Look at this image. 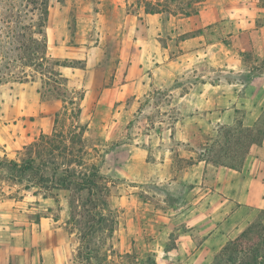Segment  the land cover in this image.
Here are the masks:
<instances>
[{
	"label": "rangeland",
	"instance_id": "obj_1",
	"mask_svg": "<svg viewBox=\"0 0 264 264\" xmlns=\"http://www.w3.org/2000/svg\"><path fill=\"white\" fill-rule=\"evenodd\" d=\"M185 17L181 13H163L157 23L159 44L169 49L174 71L169 86L164 90L155 86L141 97L139 108L130 122L110 142L103 136L101 125L103 118L113 115L114 108L118 105L113 108L104 100L106 98L99 102L96 94L92 100L87 101L89 89L86 85L91 67L85 63L88 58L94 60V68L98 70L94 76L96 83L101 82L104 75L111 77L120 61L127 65L138 47L142 48V44L151 39L150 25L145 21L144 5L139 4V0H50L44 30L50 57L42 68H16L25 71L27 78H23V82L12 79L0 84V232L4 234V242H0V245H10L16 239H29V229L40 223L41 218L49 216L60 220L59 224L63 226L66 238L72 240L73 264H103L104 250L110 264H132V261L136 264H198L193 263L194 246L185 240L189 239L185 232H191L195 244L201 238L195 228L188 229L185 223L178 222L179 215H175L172 224L158 223L152 227L146 223L143 226L142 240L137 243V247L128 249V252L123 250L121 253L113 247L119 236V232L114 233V229L119 228V223H123V220L118 219L120 213L114 211L110 203L114 195L125 194L128 189L123 172L129 171V165H126V159L120 162L117 172H108L105 167L106 154L115 146L133 143L135 138L145 141V134L151 130V139L157 143V133H167L173 128L181 111L176 102H173L176 94H169L170 90L182 88V93L188 92L193 89V84L203 80V75H208L207 78L212 80L222 79L245 84L251 81L253 75L264 72V59L256 58L251 51L240 54L245 69L242 73H232L224 68L211 69L207 63L209 58L203 52L198 58H184L180 43L195 34L204 37L201 40L205 44L203 48L213 42H218L219 47L222 43H232L227 38L225 23L221 22L195 32L183 33L180 24ZM263 23L261 18L257 20L258 25ZM66 58L82 62L73 64L77 75L72 76L66 69L73 67L55 66L56 61H64ZM58 70L63 77L69 79L68 87L75 89V96L78 97L75 100L79 102L81 114L87 113V121H82L81 115L77 116L78 107L69 105L72 94L65 98H54L48 93V84L51 82L49 77L52 76L50 72ZM24 74L19 73V76L23 77ZM122 79L124 81L125 78ZM124 101L129 104L131 99ZM238 116H243V111ZM94 117L96 120H92ZM47 121L51 122L53 130L39 133V123ZM263 122L264 110L261 124ZM32 131H36L35 136L30 138ZM191 131L195 132L193 141L199 152H203L204 147L200 148L202 136L196 127ZM142 144L148 146L145 142ZM36 145L38 148H35ZM153 152L160 157L176 159L173 181L160 182L155 165L156 157L151 155V160L136 168L141 177L137 185H141L149 195H179L186 192L189 184L183 180L180 172V168L186 163L177 162L181 147L175 142L161 143ZM241 155L243 154L239 152L235 163H239ZM29 156L35 158L33 169L24 164L28 162ZM111 158L114 159L113 156ZM44 163H47V167ZM95 164L98 175L101 176L97 180L100 189L92 191L90 195L88 190L75 189L74 185L69 189L60 188L65 169L75 172V180L79 178V174L88 173ZM213 171L212 167L207 171V181H210ZM89 199L97 204L96 208ZM256 222L261 223V220ZM92 228L94 233H91ZM88 232L93 237L87 248L82 243V238ZM260 235L254 229L244 240L246 246H255L260 241ZM87 249H93L89 262L85 257ZM217 253L201 257L203 261L199 264H212Z\"/></svg>",
	"mask_w": 264,
	"mask_h": 264
},
{
	"label": "crops",
	"instance_id": "obj_2",
	"mask_svg": "<svg viewBox=\"0 0 264 264\" xmlns=\"http://www.w3.org/2000/svg\"><path fill=\"white\" fill-rule=\"evenodd\" d=\"M263 3L260 0H204L197 14L181 19L180 29L186 34L219 22L225 23L227 38L232 43H222L219 47L218 42H213L203 48L205 44L201 40L204 37L195 34L180 43L182 56L198 58L203 52L209 58L207 63L211 69L224 68L232 73L245 71L241 53L251 51L256 58L264 59V23L257 24L260 18L264 21ZM161 15L145 13L151 39L142 44V48L138 47L127 65L120 61L111 77L104 75L101 82L96 83L94 60L88 58L85 63L91 67L86 85L89 89L87 101L96 94L99 102L106 100L113 108L118 105L113 115L103 118L101 125L103 136L110 142L130 122L139 108L141 97L155 86L164 90L174 75L169 49L162 47L157 38L160 37L157 23ZM66 69L72 76L77 75L76 67ZM207 76L203 75V80L193 84V89L188 92L182 93V88L169 91L171 95L176 94L173 102H176L181 114L167 133L156 134L157 143L151 139V130L145 134V141L135 138L133 143L115 146L106 154L108 172H117L120 162L126 159V165H129V171L123 172L128 189L125 194L114 195L110 203L111 208L120 213L118 219L123 220L119 228L114 229L119 236L113 247L121 253L137 247L146 223L152 227L158 223L172 224L175 215H179L178 222L185 223L188 229L195 228L201 238L195 244L191 232H185L189 236L185 240L194 246L193 263L198 264L203 261L201 257L220 252L257 220L264 225V122L261 124L264 72L253 75L251 81L245 84L212 80ZM107 81L109 84L106 85ZM127 98L131 99L129 104L124 101ZM240 111H243L241 117L238 116ZM82 113L81 120L87 121V113ZM237 125L252 129L260 126L263 129L261 141L250 146L238 170L199 158L217 138L223 137L225 129ZM39 126V133L53 130L48 121L39 123ZM193 127L202 136L200 148H204L201 153L193 141L196 137L191 131ZM35 132L32 131L29 137H34ZM142 142L148 146H143ZM172 142L181 147L177 162L186 163L180 172L189 188L179 195H149L147 190L143 191L141 185H137L141 177L136 168L151 160L149 157L152 155L156 157L160 182H172L176 159L160 157L153 152L159 144ZM210 167L214 169L213 176L207 181ZM59 222L49 216L43 217L40 223L29 229V239H16L10 245H0V264H73L72 240L66 238ZM3 236L1 231L0 242H4Z\"/></svg>",
	"mask_w": 264,
	"mask_h": 264
},
{
	"label": "trees",
	"instance_id": "obj_3",
	"mask_svg": "<svg viewBox=\"0 0 264 264\" xmlns=\"http://www.w3.org/2000/svg\"><path fill=\"white\" fill-rule=\"evenodd\" d=\"M203 1L156 0L152 2L149 0H139V4L143 3L146 14L181 13L189 17L198 13L199 5ZM49 2L50 0H0V84L12 81V79L13 81L23 82V78H27L24 74L25 71L16 70V68L25 69L27 67L37 66L42 68L50 57L47 51V41L44 33L49 15ZM75 63L81 64L82 62L70 61L69 59H65L64 61L58 60L55 62V66L74 67L73 64ZM19 73L24 74V76L20 77ZM50 74L52 75L49 77L51 82H49V87L47 88L50 96L54 98H65L66 95L72 94L73 97H69V105L74 108L78 107L77 116L79 117L81 110L79 109V102L75 100H78V97L75 96V89L68 87L69 79L63 77L59 70L50 72ZM107 84H109L108 81L106 82ZM81 99L82 97L79 98V100ZM262 134L263 129L260 126L253 129L243 128L241 125L227 128L225 129L223 137H219L211 147H207L205 153L200 155L199 158L207 163L212 161L215 164L228 165L238 170L250 146L259 143ZM36 147L38 148L37 145ZM239 152L243 155H241L240 161L237 164L235 162ZM34 161L35 158L29 156L28 162H24V164L29 169H33ZM47 163L43 165L47 167ZM64 175L60 180L62 183L60 188L69 189L71 185H74L75 189L88 190L90 195L92 191L100 189L97 180L101 179V176L98 175L96 164L91 166L88 173L78 175L79 178L81 177V180L79 178L73 180L76 174L70 169H65ZM40 180L44 181L43 178ZM89 202L93 203V200L89 199ZM93 206L96 208L97 204L93 203ZM102 220L101 218V223ZM254 229H257L261 233V237H259L260 241L255 246L247 247L244 240ZM93 230L94 228L91 229V233H94L92 232ZM103 230L104 228L101 226V231ZM263 233L264 225L262 223L255 222L251 224L239 237L229 242L215 255L212 264H264ZM92 237L93 235H90V232H88L82 238V243H85L87 248ZM92 250L87 249L85 253L87 260H90L92 257ZM105 252L106 250H104V254L102 253L104 255L102 259L103 264H110L108 255ZM132 264L136 263L132 261ZM141 264H146V262Z\"/></svg>",
	"mask_w": 264,
	"mask_h": 264
}]
</instances>
